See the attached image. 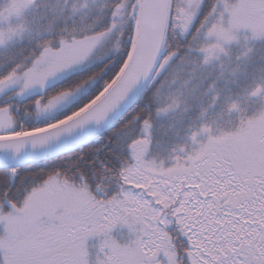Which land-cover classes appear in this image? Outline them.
Returning <instances> with one entry per match:
<instances>
[{
	"label": "snow or ice",
	"instance_id": "snow-or-ice-1",
	"mask_svg": "<svg viewBox=\"0 0 264 264\" xmlns=\"http://www.w3.org/2000/svg\"><path fill=\"white\" fill-rule=\"evenodd\" d=\"M203 5L0 4V49L22 53L0 61V264H264V83L246 92L260 98L251 114L231 100L233 119L190 124L162 159L149 158L152 113L134 103L160 81L177 87L157 114L187 111L197 66L230 55L242 32L264 40V0ZM174 62L194 65L191 75L168 80ZM118 225L127 242L112 235ZM93 236H103L94 262Z\"/></svg>",
	"mask_w": 264,
	"mask_h": 264
},
{
	"label": "trees",
	"instance_id": "trees-1",
	"mask_svg": "<svg viewBox=\"0 0 264 264\" xmlns=\"http://www.w3.org/2000/svg\"><path fill=\"white\" fill-rule=\"evenodd\" d=\"M209 2H211V0H206L203 7L205 10L210 6ZM2 3H4V0H0V4ZM31 14V12L28 13V15ZM177 43H179V41H177ZM19 48V45H9L7 49H0V61L6 59L9 55H22L18 50ZM236 49L241 55L239 46H237ZM237 61L240 63V68L236 74L235 69L237 68L233 67L232 70L235 73V77H231V79L234 81L238 80L242 85L230 90L223 84H215V89L213 91L218 90L220 92V98L223 100L219 99L220 102L218 100L213 107H210L203 118L199 115L201 108L202 106H208L210 104L211 96L213 95V92L208 95L204 94L205 89H203V87H208L210 84L208 81H211L212 83L215 79L214 75L209 72L210 77L207 79L208 81H206L202 74L204 70L201 67L197 66L195 74L192 76L191 88L193 93L191 95H186L184 93L187 97L188 103L191 105L187 111L184 110V106H181L172 111H168L167 113L157 114L155 111L157 108L170 103V95L174 92L177 85L157 89V85L160 83V81H157L155 84L147 87L146 91L137 100L136 104L139 105V108L147 107V110L152 113L154 126L151 130V146L153 149H151L149 153V158L152 156H156L160 159L166 157V155L171 152V147H176L179 144L188 142V132L190 131L188 126L193 123H200L201 119H213L215 116H212L211 114L213 112H220V109L222 113L225 114L226 112L223 111L226 109L223 104L224 102L228 104L233 99H240L241 101H244L245 106L249 108V114L254 111L253 108L259 104L258 102H251V100L247 101L246 92L252 88L250 76L256 77L257 75L264 74V46H259L257 50H254L249 56L243 59L239 57ZM193 67L194 65L191 63L174 62L173 65L166 70L167 79L171 80L173 76H179L180 81H182L191 75V69ZM180 81H178V84ZM201 82L202 84H200ZM185 90L188 91L184 88V91ZM202 98L204 105H200V99ZM139 108L136 110L138 111ZM233 114H231V119L236 115L235 113ZM215 118L220 120L218 117ZM136 134H143L142 126L139 123L136 125ZM105 135H107V133H105ZM97 179H100V177L97 176Z\"/></svg>",
	"mask_w": 264,
	"mask_h": 264
},
{
	"label": "rangeland",
	"instance_id": "rangeland-1",
	"mask_svg": "<svg viewBox=\"0 0 264 264\" xmlns=\"http://www.w3.org/2000/svg\"><path fill=\"white\" fill-rule=\"evenodd\" d=\"M0 228H1V234H3L4 228L2 224H0ZM112 235L122 243L127 242L128 239L130 238V233L127 226L118 225L116 228L113 229ZM102 239L103 236H93L90 237L87 241V245L90 253L89 258L93 262L95 261L96 256L99 253L100 242ZM100 255H102V253H100Z\"/></svg>",
	"mask_w": 264,
	"mask_h": 264
},
{
	"label": "water",
	"instance_id": "water-1",
	"mask_svg": "<svg viewBox=\"0 0 264 264\" xmlns=\"http://www.w3.org/2000/svg\"><path fill=\"white\" fill-rule=\"evenodd\" d=\"M145 86H146V84H142V85H141V93H142L143 89L145 88ZM139 96H140V94L137 95L136 99H137ZM136 99H135V100H136Z\"/></svg>",
	"mask_w": 264,
	"mask_h": 264
},
{
	"label": "flooded vegetation",
	"instance_id": "flooded-vegetation-1",
	"mask_svg": "<svg viewBox=\"0 0 264 264\" xmlns=\"http://www.w3.org/2000/svg\"><path fill=\"white\" fill-rule=\"evenodd\" d=\"M175 228H176V226H175V225H170V226H169V230H173V231H174V230H175Z\"/></svg>",
	"mask_w": 264,
	"mask_h": 264
}]
</instances>
